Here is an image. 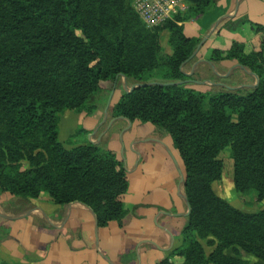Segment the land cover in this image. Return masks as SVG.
Instances as JSON below:
<instances>
[{
	"label": "trees",
	"instance_id": "obj_1",
	"mask_svg": "<svg viewBox=\"0 0 264 264\" xmlns=\"http://www.w3.org/2000/svg\"><path fill=\"white\" fill-rule=\"evenodd\" d=\"M185 1L184 11L147 27L130 0H0V193L24 199L46 193L56 205L87 206L97 227L122 225L121 161L98 143L65 147L59 124L65 112H94V97L123 76L138 85L111 105V117L165 130L183 163L189 213L171 256L183 264H247L239 257L244 252L264 264V206L240 210L212 187L222 173L218 155L228 149L234 190L264 198V26L252 23L261 33L258 50L245 53L233 41L209 55L247 69L255 85L201 90L181 68L200 42L186 22L216 0ZM162 31L171 54L159 43Z\"/></svg>",
	"mask_w": 264,
	"mask_h": 264
},
{
	"label": "crops",
	"instance_id": "obj_2",
	"mask_svg": "<svg viewBox=\"0 0 264 264\" xmlns=\"http://www.w3.org/2000/svg\"><path fill=\"white\" fill-rule=\"evenodd\" d=\"M263 15L264 0H216L212 10L186 22L190 35L203 40L189 61L191 72L195 68L198 75L196 83L210 84L207 77L214 74L222 81L239 82H212L216 87L255 84V76L236 62H212L209 55L213 49H228L233 41L242 43L245 53L258 50L261 33L255 32L252 23L264 26ZM234 19L238 22L232 25ZM114 123L121 125L113 132L106 129L98 141L107 139L106 146L126 171L122 225L113 220L97 227L87 206L78 202L56 205L46 193L34 199L0 193V262L157 264L166 258L182 262L181 257L171 256L182 243L181 231L187 223L179 153L158 128L124 118Z\"/></svg>",
	"mask_w": 264,
	"mask_h": 264
},
{
	"label": "rangeland",
	"instance_id": "obj_3",
	"mask_svg": "<svg viewBox=\"0 0 264 264\" xmlns=\"http://www.w3.org/2000/svg\"><path fill=\"white\" fill-rule=\"evenodd\" d=\"M261 19L264 22V15L262 16ZM237 22L238 20L236 19L230 21L232 25ZM229 26L231 25H228V27ZM167 40H168L167 31H162L159 36V43L165 53L171 54L172 50L168 45ZM192 58H190V60ZM189 61L184 66H181V68H183L185 74L187 73L186 75L188 76L189 82L194 83L192 85L201 88V90H209L212 93L221 90L220 87H216L214 83L211 84L212 82L215 83L223 82L229 85H235V83L237 85L239 84L237 80L235 81L233 80L235 83L231 81H222L220 77L214 74H210L207 77V79H209V82H211L210 84L208 82L205 83V85L201 83H196L198 81L197 80L198 75L195 73L194 70L195 68H193V71L191 72L192 67ZM137 85H138L137 83L133 82L132 80L126 79L123 76H118L116 80L107 82V87L109 89L101 92L93 99L97 105V108L94 112L90 114H85V113L77 114L68 111L61 116V120L59 124V140L62 142V144L65 147H71L73 145L86 144L89 142V138H91L93 139L92 141L94 143L101 144V146L109 149L106 146L107 139L104 138L103 140H99V141L98 139L102 137V134L106 129H109L110 130L109 132H113L115 129H117V126L121 125L120 123H114L113 125H111V121L117 118L111 117V115L109 114V109L111 108V105L116 103L125 92L131 91ZM158 130L160 132L166 133L167 136H169L165 130L162 129H158ZM218 157L219 159H221L223 167H222L220 180L212 184L213 190L219 196H221L230 204H232L234 207L240 210L246 212H256L259 209L263 208L264 198L261 201H256L255 193L253 191H250L247 194H240L234 190L233 177H232V164L228 149L222 150L219 153ZM199 241L201 242L205 253L208 254L211 251V248L206 245L205 240L202 239ZM227 254H231L229 249L227 250ZM239 257L243 260H247L248 261L247 264H259V263L262 264L261 261H259L252 255L246 254L244 252H241ZM169 261H171L172 264H183V259L182 262L180 263H177L171 259Z\"/></svg>",
	"mask_w": 264,
	"mask_h": 264
},
{
	"label": "built area",
	"instance_id": "obj_4",
	"mask_svg": "<svg viewBox=\"0 0 264 264\" xmlns=\"http://www.w3.org/2000/svg\"><path fill=\"white\" fill-rule=\"evenodd\" d=\"M133 9L147 27L163 24L186 9L185 0H130Z\"/></svg>",
	"mask_w": 264,
	"mask_h": 264
},
{
	"label": "water",
	"instance_id": "obj_5",
	"mask_svg": "<svg viewBox=\"0 0 264 264\" xmlns=\"http://www.w3.org/2000/svg\"><path fill=\"white\" fill-rule=\"evenodd\" d=\"M202 42H203V40H200V42L198 43V45L196 46V48H195V50H194V52H193V54L191 55V58L198 52V50H199V48H200V46H201V44H202ZM241 67V66H240ZM243 68V67H242ZM187 74V73H186ZM256 78V77H255ZM256 82H257V79H256ZM255 82V83H256ZM255 84H253L252 86H254ZM186 205H187V213H186V215H188V213H189V205H188V202L186 201Z\"/></svg>",
	"mask_w": 264,
	"mask_h": 264
}]
</instances>
